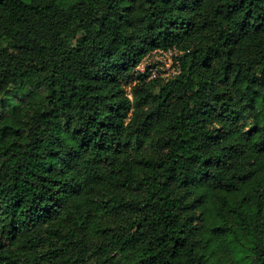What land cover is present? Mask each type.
Returning <instances> with one entry per match:
<instances>
[{"label": "trees", "instance_id": "obj_1", "mask_svg": "<svg viewBox=\"0 0 264 264\" xmlns=\"http://www.w3.org/2000/svg\"><path fill=\"white\" fill-rule=\"evenodd\" d=\"M0 264H264V0H0Z\"/></svg>", "mask_w": 264, "mask_h": 264}, {"label": "rangeland", "instance_id": "obj_2", "mask_svg": "<svg viewBox=\"0 0 264 264\" xmlns=\"http://www.w3.org/2000/svg\"><path fill=\"white\" fill-rule=\"evenodd\" d=\"M175 57L174 51L172 53H160V52H154L151 54L149 58L143 63L144 64V70L146 71L148 67L150 69H154V72L156 71L157 74L163 73V74H169L174 75V65L172 64V58ZM139 70V69H138ZM142 72L143 70H139Z\"/></svg>", "mask_w": 264, "mask_h": 264}, {"label": "built area", "instance_id": "obj_3", "mask_svg": "<svg viewBox=\"0 0 264 264\" xmlns=\"http://www.w3.org/2000/svg\"><path fill=\"white\" fill-rule=\"evenodd\" d=\"M172 51H174V53H175V57H173L172 58V64L174 65V72H175V74L176 73H179V71H180V62H179V60L178 59H176V57L178 56V52L176 51V50H174V49H169V50H167V51H165V50H157V51H154V52H160V53H167V52H170V53H172ZM153 52V53H154ZM152 54V53H151ZM151 54L150 55H148V56H146L144 59H143V61H142V63L139 65V67H138V69L140 70H143L142 72H145V70H144V62L147 60V58H149L150 56H151ZM152 73H153V75L151 76V77H153L154 75H156L157 73H156V71L154 72V69H152ZM160 75L161 76H163V77H168V76H170L169 74H163V73H160Z\"/></svg>", "mask_w": 264, "mask_h": 264}]
</instances>
